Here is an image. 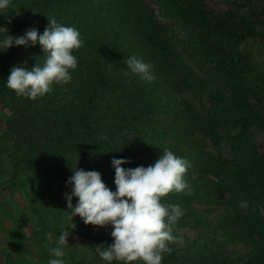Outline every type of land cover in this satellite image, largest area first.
Here are the masks:
<instances>
[{"label":"trees","instance_id":"trees-1","mask_svg":"<svg viewBox=\"0 0 264 264\" xmlns=\"http://www.w3.org/2000/svg\"><path fill=\"white\" fill-rule=\"evenodd\" d=\"M153 1L158 15L147 0H10L0 10V41L30 28L43 34L53 17L84 40L71 81L34 101L6 81L14 66H43L42 46L0 49L1 224L10 253L47 264L67 230L65 264H108L96 246L113 244L114 228L68 221L67 181L77 169L98 171L115 192L113 158L130 161L125 169L148 167L170 149L189 162L193 191L162 201L185 210L162 264H264V0H226L221 11L205 0ZM133 55L153 66V82L128 70ZM21 196L27 202L16 205ZM21 208L47 233L41 244L21 220L8 221Z\"/></svg>","mask_w":264,"mask_h":264},{"label":"clouds","instance_id":"clouds-1","mask_svg":"<svg viewBox=\"0 0 264 264\" xmlns=\"http://www.w3.org/2000/svg\"><path fill=\"white\" fill-rule=\"evenodd\" d=\"M10 0H0V10L9 6ZM49 25L43 34L30 28L23 36L8 35L0 41V49L15 46H28L39 43L46 59L43 66L39 63L31 70L23 66H14L7 78L6 86L17 96L36 100L53 91L54 85L67 84L71 73L78 68V59L73 54L84 45L79 30L72 26L58 23L56 18H48ZM128 70L137 74L146 82H153V66L142 58L133 55L124 61ZM126 159L113 158L115 168L116 191L113 192L102 180L98 171L77 169L67 183L72 185V192L66 194L69 214L66 219L73 221L79 216L86 225L113 226L111 236L114 243L103 247L96 246L99 256L112 264H162L164 255L170 254V244L177 241L173 230L185 210L178 204H165L163 199L172 193L191 194L190 184L185 174L189 162L164 149L163 154L154 165L125 169ZM73 197L78 203L73 206ZM240 207L246 208L247 202L241 201ZM74 229L76 224L73 225ZM70 232L63 231L57 241L58 245L68 244ZM50 248L55 258L47 264H65L66 252L63 247Z\"/></svg>","mask_w":264,"mask_h":264},{"label":"rangeland","instance_id":"rangeland-1","mask_svg":"<svg viewBox=\"0 0 264 264\" xmlns=\"http://www.w3.org/2000/svg\"><path fill=\"white\" fill-rule=\"evenodd\" d=\"M147 1L151 2V3L154 2L153 0H147ZM205 1L209 7L213 8L214 10H217V11L225 10L227 8V5L225 4L226 0H205ZM152 7L156 10V14L158 15V8L155 5V3H154V5L152 3ZM159 20H160V18H159ZM259 145H260L261 152L264 153V141L260 140ZM26 181H27V184L31 183L30 177H29V180L26 179ZM14 192H15L14 195L19 194L20 190H17ZM17 192H19V193H17ZM15 198H16V200H15L16 205L19 204V206H20L22 204V202H27V200L23 196L20 197L21 203H18L17 197H15ZM5 207H6V200L0 202V255H1L0 256V264H43L39 259L36 260L31 255H26V254L22 253L20 256H17L16 254L9 252L11 249L9 250V249L5 248L6 245L9 243V241H8L9 239H7V236H6V230L4 229V227H2V224L4 223V221H3L4 219L1 218V215L4 217L7 213ZM21 212H24V210H22V208L19 211H17V213H15L13 215V218L9 217L8 221L9 222L13 221L14 223H16V220H21V222H22L21 227H23L27 236L35 234L34 241L31 240V241H33V243L41 244V242H44L41 236H43L47 233H44V231H41V227H40L41 225L38 224L35 217L33 216L32 218H30V216H28V214L23 215ZM15 228H16L15 232H18L19 228L18 227H15ZM192 234H193V232H188V235H192ZM48 235H50V234H48ZM48 237L50 238V236H48ZM46 242L51 244L50 241H46ZM29 243H31V242L29 241ZM31 245H33V244H31ZM31 245L27 244V246L30 249H32ZM13 247L14 246L11 245L12 249H13ZM33 250H35V251H33ZM33 250H31V252H35V254H37V252H36L37 249H33Z\"/></svg>","mask_w":264,"mask_h":264}]
</instances>
